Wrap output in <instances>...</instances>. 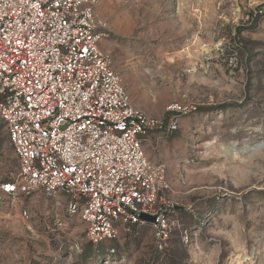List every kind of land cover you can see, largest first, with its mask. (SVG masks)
<instances>
[{"label": "rangeland", "instance_id": "obj_1", "mask_svg": "<svg viewBox=\"0 0 264 264\" xmlns=\"http://www.w3.org/2000/svg\"><path fill=\"white\" fill-rule=\"evenodd\" d=\"M95 14L131 101L186 108L144 145L175 225L162 249L147 224L93 245L66 198L0 188V264H264V0H99ZM16 168L0 122V186Z\"/></svg>", "mask_w": 264, "mask_h": 264}, {"label": "built area", "instance_id": "obj_2", "mask_svg": "<svg viewBox=\"0 0 264 264\" xmlns=\"http://www.w3.org/2000/svg\"><path fill=\"white\" fill-rule=\"evenodd\" d=\"M98 1L0 0V122L17 160L0 188L14 199L66 198L93 245L147 224L162 249L177 207L164 164L150 161L144 145L177 130L186 108L158 118L131 101L99 48L107 34Z\"/></svg>", "mask_w": 264, "mask_h": 264}, {"label": "water", "instance_id": "obj_3", "mask_svg": "<svg viewBox=\"0 0 264 264\" xmlns=\"http://www.w3.org/2000/svg\"><path fill=\"white\" fill-rule=\"evenodd\" d=\"M140 219L145 220V221H152L153 217H150V216L142 213V214H140Z\"/></svg>", "mask_w": 264, "mask_h": 264}, {"label": "trees", "instance_id": "obj_4", "mask_svg": "<svg viewBox=\"0 0 264 264\" xmlns=\"http://www.w3.org/2000/svg\"><path fill=\"white\" fill-rule=\"evenodd\" d=\"M224 105H219V107H223Z\"/></svg>", "mask_w": 264, "mask_h": 264}]
</instances>
